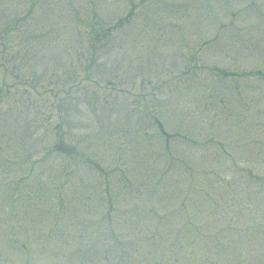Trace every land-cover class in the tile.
Instances as JSON below:
<instances>
[{
  "label": "rangeland",
  "instance_id": "rangeland-1",
  "mask_svg": "<svg viewBox=\"0 0 264 264\" xmlns=\"http://www.w3.org/2000/svg\"><path fill=\"white\" fill-rule=\"evenodd\" d=\"M0 264H264V0H0Z\"/></svg>",
  "mask_w": 264,
  "mask_h": 264
}]
</instances>
